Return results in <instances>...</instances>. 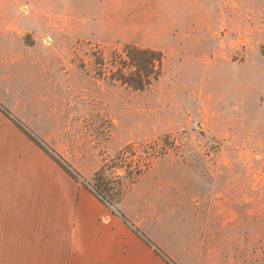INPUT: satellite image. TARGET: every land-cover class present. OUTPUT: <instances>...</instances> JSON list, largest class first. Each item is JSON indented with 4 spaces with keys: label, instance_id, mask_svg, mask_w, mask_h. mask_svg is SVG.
<instances>
[{
    "label": "rangeland",
    "instance_id": "obj_1",
    "mask_svg": "<svg viewBox=\"0 0 264 264\" xmlns=\"http://www.w3.org/2000/svg\"><path fill=\"white\" fill-rule=\"evenodd\" d=\"M217 1L240 30L225 39L222 64L208 59L205 70L163 35L155 0H21L46 45L25 125L88 178L124 150L141 177L178 181L190 195H258L264 210V0ZM125 44L165 54L161 78L145 90L111 76ZM96 54L107 61L102 75Z\"/></svg>",
    "mask_w": 264,
    "mask_h": 264
},
{
    "label": "crops",
    "instance_id": "obj_2",
    "mask_svg": "<svg viewBox=\"0 0 264 264\" xmlns=\"http://www.w3.org/2000/svg\"><path fill=\"white\" fill-rule=\"evenodd\" d=\"M155 3L179 55L204 60L205 70L208 59L222 64L225 39L240 27L219 1ZM27 12L21 0H0V103L24 124L29 92L44 84L36 79L37 49H46L26 21L35 11ZM235 172L238 187L242 166ZM173 183L145 173L117 211L0 108V264H264L260 196L190 195Z\"/></svg>",
    "mask_w": 264,
    "mask_h": 264
},
{
    "label": "trees",
    "instance_id": "obj_3",
    "mask_svg": "<svg viewBox=\"0 0 264 264\" xmlns=\"http://www.w3.org/2000/svg\"><path fill=\"white\" fill-rule=\"evenodd\" d=\"M97 69L102 75L106 72V59L96 54ZM165 54L163 51L141 47L134 44H125L122 52L112 56V78L128 85L136 90H145L158 81L164 69ZM0 108L18 127L33 139L59 166H61L72 178L97 193L103 201L120 211L118 203L125 195L127 189L137 182L144 171L135 170L131 161L124 159V150L120 151L115 159L107 160L90 178L81 173L68 159L57 149L46 142L39 135L27 127L7 107L0 103ZM119 169H125L126 174H120ZM143 234L139 227H136ZM165 257L167 255L160 251ZM175 264V263H174Z\"/></svg>",
    "mask_w": 264,
    "mask_h": 264
}]
</instances>
